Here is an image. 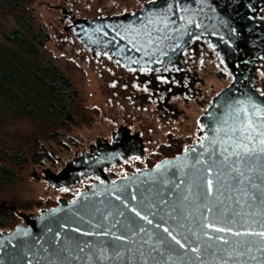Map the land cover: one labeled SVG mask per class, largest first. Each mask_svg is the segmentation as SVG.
<instances>
[{"label":"water","instance_id":"obj_1","mask_svg":"<svg viewBox=\"0 0 264 264\" xmlns=\"http://www.w3.org/2000/svg\"><path fill=\"white\" fill-rule=\"evenodd\" d=\"M261 7L264 0H150L134 12H72L67 28L82 44L128 68L177 64L195 37L211 35L234 80L199 118L198 138L152 167L108 174L145 155L139 134L121 126L60 171L44 170L55 189L98 180L38 212L10 206L22 221L0 231V264H264V99L249 84L264 51Z\"/></svg>","mask_w":264,"mask_h":264},{"label":"rangeland","instance_id":"obj_2","mask_svg":"<svg viewBox=\"0 0 264 264\" xmlns=\"http://www.w3.org/2000/svg\"><path fill=\"white\" fill-rule=\"evenodd\" d=\"M148 1L150 0H35L28 6V11L35 16L37 25L45 28L51 36L45 45V55L55 57L58 67L76 86L82 100L83 113L87 118L85 121L78 122L69 131H65L66 133L64 132L65 136L72 138L71 142L64 141L66 145L41 139V143L46 146L51 157L39 164L31 163L17 167L15 170L20 179L13 189L0 193V208L10 203V198L14 194L28 199H51L55 204L58 203L59 198L75 197L84 187L74 192L67 189H55L45 181L44 170L50 168L54 172L60 171L69 159L76 158L86 151L90 144H95L100 139L99 137L109 139L112 130L124 122L125 118L134 120L135 123H143L147 134L148 130H151L152 138L148 139L149 147L146 156L154 152L159 143L165 142L167 131L176 134L189 133L194 141L198 138L196 118L202 111L195 104L184 105L187 112L186 115L181 116L183 122L179 123L172 119L166 122L158 119L154 108L146 107L140 101L125 100L118 92L113 91L115 82H110L111 68L112 65L114 66L112 58L106 55L93 57L91 51L82 44L74 31L66 27L72 23L73 18L69 15L65 17L64 9L68 10V13L70 11L75 13V17H98L134 12L142 9ZM11 13L10 9L0 10L1 40V29L16 25ZM211 71L210 68L206 70V90L214 92L211 88L218 90L224 83H220ZM117 73L114 72L116 76ZM41 132L40 124L30 119H8L0 128V145L13 147L29 136H41ZM0 160L5 161L1 157ZM134 161L131 160L129 165L135 166ZM115 171L118 177L124 173L123 169ZM55 204L26 212H38L42 208L52 207Z\"/></svg>","mask_w":264,"mask_h":264},{"label":"trees","instance_id":"obj_3","mask_svg":"<svg viewBox=\"0 0 264 264\" xmlns=\"http://www.w3.org/2000/svg\"><path fill=\"white\" fill-rule=\"evenodd\" d=\"M34 1L0 0V10L10 9L16 22L13 27L1 29L0 128L8 119H30L42 129L41 136H29L16 146L0 145V157L5 160H0V193L13 189L20 179L17 167L39 164L51 157L41 139L66 145L64 141L71 142L72 138L65 136V131L87 118L78 89L58 67L56 58L45 55V45L51 36L28 11ZM180 143L172 138L152 157L179 153ZM52 204L55 202L51 199L12 195L10 203L0 208V231L21 222L10 206L28 211Z\"/></svg>","mask_w":264,"mask_h":264},{"label":"flooded vegetation","instance_id":"obj_4","mask_svg":"<svg viewBox=\"0 0 264 264\" xmlns=\"http://www.w3.org/2000/svg\"><path fill=\"white\" fill-rule=\"evenodd\" d=\"M71 14L72 11L68 13L70 17ZM73 20L74 19H72V22ZM257 23L262 26V31L264 32V7H261L257 11ZM224 54H226L224 46L222 50L219 49L213 42L211 35L195 37L183 51L179 63L171 66L128 68L121 62L112 59L114 66L112 65L111 68L112 72L110 74L112 80H110V82L112 81V83L115 82L116 84L113 87L114 92H118L125 100L140 101L141 104L146 107H153L154 112L158 115V119H162L165 122L171 121L172 119L175 122L182 123L181 116L186 115L187 112L184 105H190L191 103L195 104L199 110L202 111V113L196 118V128L198 133L199 118L212 104V101L218 93L229 86L234 80V76L228 69L223 58ZM91 55L93 57H98L100 55L108 56L107 54L99 52H91ZM209 68L212 69L211 72L215 75L217 80H220V83H224L218 90H215L214 87L211 88L214 92L206 90V70ZM115 71L118 72L117 76L114 74ZM249 84L264 99V51L258 63L257 74L250 79ZM174 99H177V101H174ZM141 124L135 123L134 120L129 118H125L124 122L119 124L116 129L112 130L109 139L99 137L100 139H108L111 141L113 133L116 132L119 127L126 126L130 129L132 134H139L144 141L145 155L143 159L139 160L137 158H131L122 162L120 165L112 166L107 170L112 178L118 177L117 171L115 170L123 169L124 175L127 171H135L142 167H152L161 160L178 154L152 157L153 153L156 154L159 152L161 145L168 144L172 138H177L179 143L181 142L178 148L181 147L182 151L188 144L194 142L189 133L176 134L167 131L165 142L159 143L157 149L150 153V155L146 156L149 147L148 139H151L152 135L151 130H148L147 134L144 129V124ZM93 145L94 144H90L87 147V150L82 153L89 152ZM150 158H153V160ZM131 160H135V166L129 165ZM97 180L98 179L94 175H88V178L77 184L75 191H79L85 185H91ZM64 191L66 192V190Z\"/></svg>","mask_w":264,"mask_h":264},{"label":"snow or ice","instance_id":"obj_5","mask_svg":"<svg viewBox=\"0 0 264 264\" xmlns=\"http://www.w3.org/2000/svg\"><path fill=\"white\" fill-rule=\"evenodd\" d=\"M261 127L264 128V124H262ZM258 135H259L260 137H264V131L259 132ZM247 139H252V137H251V136H248ZM259 142H260L261 145H264V138L260 139ZM244 147L246 148V146H244ZM260 150H261V152H264V147H262ZM248 151H251V150H248ZM133 211H135V210H133ZM136 215L139 216L140 213L137 212ZM148 223H152V221L149 220ZM216 230H217V231H223L224 229H216ZM164 231L167 232L168 229H164ZM260 235L264 236V232H261ZM173 239H175V237H173ZM176 242L179 243V241H176Z\"/></svg>","mask_w":264,"mask_h":264}]
</instances>
